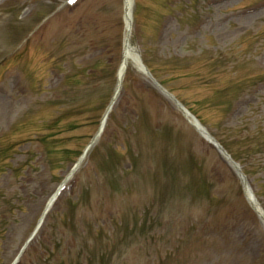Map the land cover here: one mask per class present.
Returning <instances> with one entry per match:
<instances>
[{
  "label": "rangeland",
  "instance_id": "rangeland-1",
  "mask_svg": "<svg viewBox=\"0 0 264 264\" xmlns=\"http://www.w3.org/2000/svg\"><path fill=\"white\" fill-rule=\"evenodd\" d=\"M126 35L124 0H0V107L21 103L0 120V264L97 133ZM130 38L146 68L128 61L16 264H264L238 173L173 99L264 211V0H135Z\"/></svg>",
  "mask_w": 264,
  "mask_h": 264
},
{
  "label": "bare ground",
  "instance_id": "bare-ground-1",
  "mask_svg": "<svg viewBox=\"0 0 264 264\" xmlns=\"http://www.w3.org/2000/svg\"><path fill=\"white\" fill-rule=\"evenodd\" d=\"M134 1L135 0H124V5H125V9H126V16H125V26H126V42H125V46H124V51H123V59L122 62L120 64L119 70H118V75H119V79L117 82V87L116 90L120 89L122 87V81H123V77H124V70H125V66L128 63L129 60H133L137 65H140V62L138 60V57L134 54V47L132 46L131 43V38L130 35H128V31L131 32V28H132V24H133V9H134ZM143 67V65H142ZM10 76L7 77V79H9ZM24 92V91H21ZM118 93V92H117ZM118 96V95H117ZM117 96H115L114 100L111 101V103L108 105L102 119L100 122V126L97 130L96 134H102L103 130L105 129V126L107 124L109 115L114 107L115 101ZM0 97H3L2 95ZM21 106V103H7L6 104L3 102L2 107H0V120L4 119L5 121L8 120L13 114L14 112H17L19 110ZM187 117L190 118L191 122L193 124H195L197 126V128L200 130L201 133H204L203 128L200 126V123L198 124V121H195L194 118H192L189 113H186ZM95 134V135H96ZM97 135L96 139L100 136ZM95 138V137H94ZM93 138V140H94ZM95 142V141H94ZM94 143H92L88 149L85 151V153L81 156V161L87 156L90 148L92 147ZM79 167V166H78ZM77 170V169H76ZM75 170V171H76ZM73 171V173L75 172ZM245 188H247L245 186ZM248 195H250V192L248 191ZM250 197H252L250 195ZM251 200H253V198H251ZM50 201V199H49ZM44 218V216L42 217Z\"/></svg>",
  "mask_w": 264,
  "mask_h": 264
},
{
  "label": "water",
  "instance_id": "water-1",
  "mask_svg": "<svg viewBox=\"0 0 264 264\" xmlns=\"http://www.w3.org/2000/svg\"><path fill=\"white\" fill-rule=\"evenodd\" d=\"M211 139H213V138H211ZM219 147L222 149V151H224V153H225L228 157H230V155H228V154L226 153V151H225L220 145H219ZM236 168H237V171H238V173L240 174V176H241V178H242V180H243V183H245V184L249 187V184H248L247 181H246L245 175L242 173V171L240 170V168H239L237 165H236ZM249 190H251V189L249 188ZM250 193H251L252 197H254V194L252 193V190L250 191ZM255 200H256V199H254L253 201H255ZM252 205L254 206V208H255L256 211L258 212L259 216L261 217L262 221L264 222V212H263L262 208L260 207L259 203H258V202H256V204H253V203H252Z\"/></svg>",
  "mask_w": 264,
  "mask_h": 264
},
{
  "label": "trees",
  "instance_id": "trees-1",
  "mask_svg": "<svg viewBox=\"0 0 264 264\" xmlns=\"http://www.w3.org/2000/svg\"><path fill=\"white\" fill-rule=\"evenodd\" d=\"M127 74H129V72H128V73H126V75H127Z\"/></svg>",
  "mask_w": 264,
  "mask_h": 264
}]
</instances>
